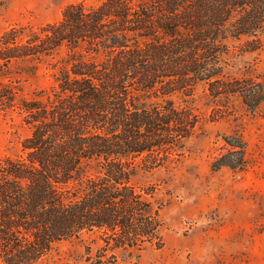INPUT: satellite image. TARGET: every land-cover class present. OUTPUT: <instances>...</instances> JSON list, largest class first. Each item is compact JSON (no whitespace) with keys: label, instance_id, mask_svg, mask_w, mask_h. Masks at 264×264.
I'll return each instance as SVG.
<instances>
[{"label":"trees","instance_id":"1","mask_svg":"<svg viewBox=\"0 0 264 264\" xmlns=\"http://www.w3.org/2000/svg\"><path fill=\"white\" fill-rule=\"evenodd\" d=\"M240 36L264 47V0H79L57 20L2 30L0 110L27 133L19 156H0V264H140L162 246V202L131 177L182 155L201 125L198 85L261 104V81L225 73ZM42 71L52 79L26 91ZM224 140L211 167L241 168V142ZM70 238L80 258L46 263Z\"/></svg>","mask_w":264,"mask_h":264},{"label":"rangeland","instance_id":"2","mask_svg":"<svg viewBox=\"0 0 264 264\" xmlns=\"http://www.w3.org/2000/svg\"><path fill=\"white\" fill-rule=\"evenodd\" d=\"M75 1L0 0V32L11 25L38 27L57 20L62 8ZM245 39L228 38L225 73L253 76L264 86V47L246 49ZM51 79L42 71L23 87L29 91ZM206 92L198 85L189 100L201 125L185 139L179 159L151 169L139 167L131 177L137 186L152 185L154 197L162 202L163 244L142 250L140 264H264V100L250 109L237 95L212 98ZM171 98L183 103L179 95ZM26 133L15 113L0 110V156H19ZM224 139L241 142V168L211 167L229 147ZM82 245L73 238L58 241L45 261H76Z\"/></svg>","mask_w":264,"mask_h":264}]
</instances>
